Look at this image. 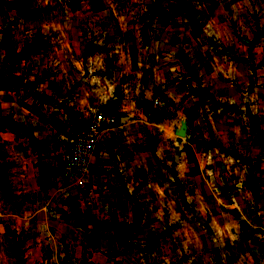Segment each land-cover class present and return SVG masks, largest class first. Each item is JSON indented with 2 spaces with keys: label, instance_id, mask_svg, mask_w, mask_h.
Masks as SVG:
<instances>
[{
  "label": "crops",
  "instance_id": "crops-1",
  "mask_svg": "<svg viewBox=\"0 0 264 264\" xmlns=\"http://www.w3.org/2000/svg\"><path fill=\"white\" fill-rule=\"evenodd\" d=\"M10 2L0 6V81L9 31L21 85L0 82V163L35 203L20 215L25 264H264V0H195V18L160 22L164 65L126 84L116 104L126 122L105 131L77 183L63 153L92 106L69 91L67 52L22 53L51 26L25 14L42 13L43 0ZM51 198L58 207L46 212ZM91 217L126 224V247Z\"/></svg>",
  "mask_w": 264,
  "mask_h": 264
},
{
  "label": "rangeland",
  "instance_id": "rangeland-1",
  "mask_svg": "<svg viewBox=\"0 0 264 264\" xmlns=\"http://www.w3.org/2000/svg\"><path fill=\"white\" fill-rule=\"evenodd\" d=\"M194 2L195 0H43V15L35 14L32 10L25 14L36 16L38 21L50 23L51 26L38 28L33 34L34 39L23 46L22 53L47 55L67 52L68 60L65 62L73 75L69 78V91L79 99L87 100L85 109L89 105L93 108L88 109L90 115L85 111L81 113L86 121L75 124L76 132L87 126L93 111L100 107L99 102L106 99L112 101L114 98L118 101L129 82L137 89L138 82L143 79V73L139 74L144 69H147L144 74L151 76L157 66L164 65L159 57H154L161 51L158 45L156 47L157 43L153 42L158 31L157 25L170 20V14L178 18L181 25L190 18H195L198 12L194 8ZM10 3V0H0V6L8 7ZM16 3L21 6L20 0H16ZM10 8L12 6L8 9ZM66 20L69 22L64 23ZM59 23L66 29L58 26ZM66 35L68 42H63ZM2 44L6 51L2 72L8 76L3 73L0 82L11 90H16L21 85L18 81L21 76L16 78L10 73L21 58L12 33L4 31ZM16 55L18 58H15ZM81 60L84 65L80 67L78 62ZM138 104L146 111L151 108L149 103L142 100ZM155 104H158L157 101ZM31 195L14 187L0 163V264L26 262L28 239L25 238V218L21 216L27 210L35 209ZM91 219L95 230H113L119 247H126V224H122L121 231H118L112 222L98 221L94 217ZM87 244L84 243L83 247ZM149 257L152 260L156 258L155 255Z\"/></svg>",
  "mask_w": 264,
  "mask_h": 264
},
{
  "label": "built area",
  "instance_id": "built-area-1",
  "mask_svg": "<svg viewBox=\"0 0 264 264\" xmlns=\"http://www.w3.org/2000/svg\"><path fill=\"white\" fill-rule=\"evenodd\" d=\"M84 129L76 131L67 142L63 153V166L70 183L81 181L91 171V158L108 128L114 126L115 116L100 107L93 111ZM58 200L51 198L45 206L47 212L56 209Z\"/></svg>",
  "mask_w": 264,
  "mask_h": 264
},
{
  "label": "water",
  "instance_id": "water-1",
  "mask_svg": "<svg viewBox=\"0 0 264 264\" xmlns=\"http://www.w3.org/2000/svg\"><path fill=\"white\" fill-rule=\"evenodd\" d=\"M116 104H117V98H114L112 101H108L107 103H104V104L100 105V108L106 114L115 115L114 126H120L121 124L126 122V118L125 117H121L119 115H116ZM186 130H187L186 123H182L180 129L176 132V135H178L179 137H185L186 136Z\"/></svg>",
  "mask_w": 264,
  "mask_h": 264
},
{
  "label": "trees",
  "instance_id": "trees-1",
  "mask_svg": "<svg viewBox=\"0 0 264 264\" xmlns=\"http://www.w3.org/2000/svg\"><path fill=\"white\" fill-rule=\"evenodd\" d=\"M15 58H18V56L16 55ZM147 110V109H146Z\"/></svg>",
  "mask_w": 264,
  "mask_h": 264
}]
</instances>
